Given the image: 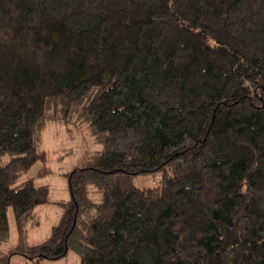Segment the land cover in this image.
<instances>
[{
	"label": "trees",
	"instance_id": "trees-1",
	"mask_svg": "<svg viewBox=\"0 0 264 264\" xmlns=\"http://www.w3.org/2000/svg\"><path fill=\"white\" fill-rule=\"evenodd\" d=\"M101 153L50 237L20 243L49 123ZM161 174L139 189L135 178ZM24 179V180H23ZM264 264V0H0V264Z\"/></svg>",
	"mask_w": 264,
	"mask_h": 264
},
{
	"label": "rangeland",
	"instance_id": "rangeland-1",
	"mask_svg": "<svg viewBox=\"0 0 264 264\" xmlns=\"http://www.w3.org/2000/svg\"><path fill=\"white\" fill-rule=\"evenodd\" d=\"M102 150V145L94 142L86 125L75 121L69 124L47 125L40 146L45 161L34 165L24 179L32 178L36 186H46L49 190L48 202L35 209L21 243L12 210L7 211L10 238L3 247L5 253L19 245L26 248L38 246L50 237L52 228L60 223L63 216V205L70 201L67 176L75 169L82 168L90 156L101 153ZM133 184L139 189L160 187L162 176L161 174L139 176L134 179ZM10 264H80V259L77 254L69 251L65 257L58 260H30L22 256H13Z\"/></svg>",
	"mask_w": 264,
	"mask_h": 264
}]
</instances>
